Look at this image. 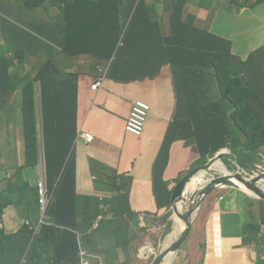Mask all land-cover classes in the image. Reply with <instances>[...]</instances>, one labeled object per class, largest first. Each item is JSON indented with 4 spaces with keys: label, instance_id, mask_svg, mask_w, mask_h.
Segmentation results:
<instances>
[{
    "label": "trees",
    "instance_id": "obj_1",
    "mask_svg": "<svg viewBox=\"0 0 264 264\" xmlns=\"http://www.w3.org/2000/svg\"><path fill=\"white\" fill-rule=\"evenodd\" d=\"M120 1L121 16L109 15L108 0H57L60 13L56 16L55 28L49 29L39 21L32 26L27 24L24 40L37 41L33 30L51 34L61 54L70 58L88 56L100 65L109 64L107 78L120 84L154 80L165 67L171 68L176 112L153 167L154 193L160 210L171 205V192L164 174L176 142L193 141L200 155V164L196 167L227 148L231 151L229 156L237 158L236 163L251 171L263 158L260 154H264V49L250 54L247 60L238 58L229 40L186 22L184 3L174 9L171 33L166 35L156 9L145 0ZM45 2L26 0L25 6L35 11ZM250 2L244 0L242 4L252 7L264 0ZM64 19L68 20L66 27L61 24ZM13 31L17 45L2 51V54L11 53L7 58L0 55V107L20 92L26 114L31 109L33 119L31 127L23 130L25 165L14 167V177L10 179L15 180L11 183L17 188L10 190V194L0 192V216L3 230L4 212L9 207H14L32 224L28 226L24 222L21 230L11 235L0 230V264H82V248L100 257L95 264H113L118 259V251L128 256L137 239L127 223L131 218L137 221L132 210L115 206V201L125 196V187L114 185L113 195L103 210L92 206L93 202L88 203L87 225L82 226L72 148L78 134L76 79L72 74L53 70L56 66L53 60L40 66L36 77L19 79L23 57L30 50L20 47L19 33ZM36 83L41 86V104L37 108ZM39 121L43 125L45 178L51 202L45 223L38 228L41 214L38 183L28 180L24 168L40 163ZM32 198L39 203L40 214L35 218L31 217L28 206ZM101 212L104 216L109 213L115 216V224L105 219L92 231ZM170 216L171 211L164 219L167 221ZM77 222L85 228L86 235H91L89 238L84 239ZM171 229L172 222L165 236Z\"/></svg>",
    "mask_w": 264,
    "mask_h": 264
},
{
    "label": "crops",
    "instance_id": "obj_2",
    "mask_svg": "<svg viewBox=\"0 0 264 264\" xmlns=\"http://www.w3.org/2000/svg\"><path fill=\"white\" fill-rule=\"evenodd\" d=\"M25 1L0 0V25L5 21L13 23L22 42L20 47L30 50L23 57V66L26 69V60L41 63L43 66L45 65L44 62L49 59L56 63L53 70L74 75L78 87L77 133L78 135L90 133L94 136L92 143L87 144L80 138L72 147L73 158L75 159L79 222L82 226L87 225L85 212L88 209V203L93 202L99 210L104 209L105 204L113 195L114 185H121L125 187V196L122 199L118 198L115 201V206H127L133 212L139 211V214H135L142 229L152 233L158 231V237L163 239L172 219L169 218L166 221L164 217L169 210L158 208L153 185V167L164 145L176 110L172 114L161 115L160 104L149 101L152 110L143 136L136 137L125 130L126 121L133 104L137 100H144L147 93L145 86L157 81L162 73L154 80L128 84L116 83L106 78L103 87L98 91H93L92 84L102 76L100 73L102 64H98L97 72L92 74L86 70L85 60L91 64L88 56L66 57L61 54L60 46L56 43V49L50 57L46 52L47 49H42L39 44L34 43L35 41L31 44L25 42L24 31L27 24L32 26L33 22L39 21L49 29H54L56 16L60 13L57 8L59 13L47 22L38 10L28 9L25 6ZM242 1L244 0H145L147 4L156 9L158 20L166 35L171 33L174 9L184 3V18L187 23L194 24L229 40L232 43L233 54L242 60H246L255 49L264 48V3L250 7L244 6ZM247 1L251 3L250 0ZM14 2L19 3L26 13L37 17L25 19L15 15L11 10ZM33 32L36 36L41 34L35 30ZM37 47L41 51H38ZM244 47L248 50V54L241 52ZM42 63L44 64L42 65ZM39 67L27 69L25 75L33 74L35 71L34 77H36ZM169 69L171 70L170 67ZM170 74L171 87L174 92L171 71ZM90 75L92 76L90 77ZM28 76L34 78L32 75ZM38 86L41 88L40 84L36 83L34 92L36 108L39 99L36 90ZM160 116L166 119V123L164 125L157 123L155 128L151 122L152 120L158 122ZM32 119L31 109H28V114H26L21 95L19 100L12 97L4 107H0V146L8 149L5 156H0V173L4 181L11 183V176L15 172L13 151L17 150L15 156L17 153L25 155L24 142L19 148L20 141L18 138L23 135V130H28L31 127ZM12 139L16 141V145L12 144ZM181 144L193 145L200 157L193 141L182 142ZM43 152L44 149L41 152V162L38 164L40 166V178L37 183L42 178V166L44 169L46 166L44 161L46 157ZM262 156L264 157V154ZM262 159H259L252 170H256V166L261 165ZM170 161L167 169L170 167ZM36 167L24 168L27 170L26 176L29 178L35 176L37 174ZM168 173L165 172L164 178L171 192L170 199H172L175 188L184 177L178 179L177 173H175V178L167 177ZM5 187V183L0 186V188ZM100 214L103 215L102 212ZM100 214L98 213V215ZM108 215L112 216L111 213ZM114 221L111 222L115 224ZM24 222L25 224L27 222L32 224L31 221L25 220L14 207H9L4 212L3 231L8 235L15 234L21 230ZM197 222L199 225H196ZM37 224L39 225V219ZM252 224H262L264 227V203L238 189L222 190L212 198L204 202L201 201L190 235L180 253L177 254L175 264H193L200 251L204 254L202 264H264V234H250L249 227ZM173 225L175 224L172 223V228ZM82 226L79 225V228L80 232L84 234V239L89 238L91 235H86L85 228ZM194 229L197 230L196 232L199 231L198 234L202 232L209 237L208 242L202 245L198 242V248L194 247V242L191 246L188 243ZM162 242L163 240L158 244L160 247ZM148 245L158 246L155 243ZM218 252H220V256L217 258ZM140 254L141 252L136 258L137 261L131 263L129 262L130 252L127 256L124 251L119 250L118 259L113 264H151L148 259H146L148 263L142 261ZM89 255V261L91 264H95L97 255L94 253Z\"/></svg>",
    "mask_w": 264,
    "mask_h": 264
},
{
    "label": "rangeland",
    "instance_id": "obj_3",
    "mask_svg": "<svg viewBox=\"0 0 264 264\" xmlns=\"http://www.w3.org/2000/svg\"><path fill=\"white\" fill-rule=\"evenodd\" d=\"M109 3V15H115V13L118 14V16H121L123 14V10H122V3L120 0H108ZM116 3V4H114ZM121 3V5L119 4ZM111 5H113L114 7H116V11L113 10V8L111 7ZM57 8L59 9V6L57 4V0H46L45 4L43 7H40L38 9V12L40 14H42L43 18L49 22V19L55 17L59 12L57 10ZM11 10L13 11V13H15V15H19L24 17L25 19H29V18H35L37 16H32L28 13L25 12L24 8L17 2H14L13 6L11 7ZM61 17V14H60ZM61 24H63V26H67L68 25V20L64 19L61 21ZM14 24L11 22H7L5 21L2 25H0V55L5 56L6 58L8 56L11 55V53H7V54H2L3 52H7V49L10 48L12 45H17V42L15 40L14 37ZM34 43L39 44L42 49H47L46 52L48 54V56L51 57V55L53 54L54 50L56 49V42L53 41L52 36L51 35H43V34H38L37 35V41H35ZM31 44V43H29ZM264 49V48H262ZM38 51H41V49L39 47H37ZM259 49H255L253 51L252 54H254V52H256ZM241 52H243L244 54H248V50L244 47L241 49ZM249 58V57H248ZM89 60L91 61V64L88 63L87 60L86 61V70L87 72H90L92 74L97 72V66H98V61L94 58H89ZM247 60V59H246ZM27 62V69L31 70V69H36L38 66H41V63H37L34 61H28ZM50 62L49 59H47L44 63L48 64ZM42 63V65L44 64ZM89 64V65H88ZM20 66V65H19ZM109 64L107 63H103L102 64V68L100 70L101 73V77L100 78H104L103 75L106 74V70H108ZM20 72L18 75L19 79H23L25 77H27L28 75H32L33 77L36 75V72L34 71V73H29L26 74L27 69L25 66L21 67L20 66ZM59 69V66H58ZM170 69L169 67H166L163 69L162 75L161 77L153 82V83H148L145 87H146V96L144 97V100L149 102V101H155L158 104H160L161 107V115L164 114H172L173 112H175L176 110V99L174 97V92L172 90L171 87V74H170ZM11 72L14 73V67L11 69ZM92 75H90L91 77ZM14 78L16 79V76H14ZM37 93H38V105L41 104V88L38 86L36 88ZM12 97L17 98V100H19L20 98V93L16 92L14 95H12ZM156 128V124L159 123L161 125H164L166 123V119L163 118V116H160V119L158 120V122H155L154 120H152V122ZM150 124V123H149ZM148 124V125H149ZM1 137V135H0ZM38 138H39V142H40V153L43 150V125L41 123V121H39L38 123ZM18 140L20 141V145H18V147L20 148V146L23 144L24 139H23V135H21V137L18 138ZM182 142H176L172 149H171V161H170V167L167 169L166 172H169L167 174V177H173L175 178V173L178 174V179L179 178H183L187 173H189L190 171H192L193 169H195V167L197 165L200 164V157L198 156L197 152L195 151L193 145H184L181 144ZM12 144L16 145V141L14 139H12ZM17 150H14V158H13V167H17L20 168L22 166L25 165V155L22 153H17L15 156ZM8 153V149L7 148H3L2 146H0V156H5ZM229 155H231V152H227ZM227 155L226 156V160L227 162L232 165L233 167L237 166L238 164L236 162H233L230 158V156ZM262 155V154H260ZM40 156V154H39ZM38 156V159L40 158ZM40 162H41V158H40ZM223 162H220V166L221 167H225L223 164ZM172 167V168H171ZM260 167H262L260 169ZM215 168V167H214ZM256 170L255 171H247L250 175H257L260 174L261 172H264V158L261 161V165H257L256 166ZM43 169V173L41 175V177L44 176V166H42ZM25 170V169H24ZM247 170V169H246ZM27 171V170H26ZM31 171V169H30ZM35 171H37V174L35 176L32 177H28V180L32 183V184H36L40 178V166L38 165L35 168ZM15 176H17L15 174ZM14 176H11V178ZM165 180V178H164ZM12 182H14L15 180H11ZM166 181V180H165ZM5 183L6 187L5 188H0V192H5L10 194V190H15L17 188V186L14 184L12 185L9 181H4L1 177V173H0V186L1 184ZM17 184H19L17 182ZM264 203V202H262ZM95 204L93 203L92 206H94ZM29 208L31 210V217L35 218L40 214L39 211V203L36 201L35 198H32V200L29 203ZM103 210V209H102ZM133 217L136 218V223L131 219H127V223H129L131 226V233H135V235L137 236V239L132 243L131 246V250H130V255H129V262H135L136 258L138 256V254L140 253V251L142 250V248L145 246V244H152L155 243L156 245H158L160 243L161 240H163L162 238L160 239V237H158V231H155V233L152 232H146V231H142L140 229V222L137 219V215L140 212L136 211L133 212ZM136 213V214H135ZM93 215V213H92ZM172 217H176L174 215V213L172 212ZM115 216H104V214H100L95 223L97 222L99 224V226H101L102 222L107 219L109 221L115 220ZM138 224V227H136ZM196 225H199V223L197 222ZM116 227V225H115ZM119 228H121V225H119ZM117 231H119L120 229H116ZM197 230L194 229L190 238H189V245L191 246L194 242V247L198 248V242L201 243V245L203 243L208 242V236H206L205 234H203L202 232L198 234V232H196ZM174 232H176V225H173L172 228V232L168 235V237L173 234ZM249 233L253 234V235H261L264 234V227L262 226V224H252L249 227ZM123 237L125 238V233H123ZM167 237V238H168ZM164 243V241H163ZM162 243V244H163ZM221 250V249H218ZM144 251V250H143ZM143 251L140 254V257L143 253ZM220 256V252H218V254L216 255V257L218 258ZM204 258V254L202 253V251L199 252L198 256L194 259L193 264H202ZM123 259V257H122Z\"/></svg>",
    "mask_w": 264,
    "mask_h": 264
},
{
    "label": "water",
    "instance_id": "obj_4",
    "mask_svg": "<svg viewBox=\"0 0 264 264\" xmlns=\"http://www.w3.org/2000/svg\"><path fill=\"white\" fill-rule=\"evenodd\" d=\"M222 152L208 160L207 163L187 173L175 188L169 210H172L174 215L183 221L185 227L174 242L166 244L167 236L161 247L155 246V254L151 264H175L177 254L180 253L190 235L201 201L204 202L225 189H238L246 195L264 202V172L254 176L250 175L249 171L247 172L246 168L242 166L233 167L227 162L226 155ZM230 158L233 162H235L234 159H237L232 156ZM217 160L224 163L230 175L214 168ZM202 173H204L203 183L193 191L188 190L193 179ZM176 217H172L175 225H177ZM146 259L148 258L146 257Z\"/></svg>",
    "mask_w": 264,
    "mask_h": 264
},
{
    "label": "built area",
    "instance_id": "obj_5",
    "mask_svg": "<svg viewBox=\"0 0 264 264\" xmlns=\"http://www.w3.org/2000/svg\"><path fill=\"white\" fill-rule=\"evenodd\" d=\"M103 76L104 78H98L92 84L91 88L93 91H98L103 87L104 82L107 78V75L105 74ZM151 110H152V107L148 102L144 100L135 101V103L132 106L130 115L126 121V125H125L126 132L136 137H142L144 134L147 120L150 116ZM80 137L87 144H90L94 141V136L90 133H83L80 135ZM77 139H80V138L77 137ZM251 171H255V170H251ZM38 189H39V198H40L39 203H40V211H41L39 225H38V228H39L40 225L45 223L47 210L51 202V195L48 191L47 184H46L45 169H44V176L40 179L38 183ZM1 221H2V218L0 216V230H3ZM26 224L30 225L29 222H27ZM99 227L100 226L97 222L94 223L92 231L97 230ZM38 228H37V231H38ZM81 255H82V264H91V262L88 259L90 255L86 250L82 249ZM96 258L100 259L99 256H97Z\"/></svg>",
    "mask_w": 264,
    "mask_h": 264
},
{
    "label": "bare ground",
    "instance_id": "obj_6",
    "mask_svg": "<svg viewBox=\"0 0 264 264\" xmlns=\"http://www.w3.org/2000/svg\"><path fill=\"white\" fill-rule=\"evenodd\" d=\"M220 162H222L221 160H217L215 163V168L219 171H222V173L226 174V175H230V173L227 171L226 166L225 167H221L220 166ZM204 180V173L200 174L199 176L195 177L193 179V181L189 184L188 186V190H194L196 188H198L199 185H201L203 183ZM176 221H177V225H176V232H174L173 234H171L168 238H167V242L166 244H170L172 242H174L176 240V238L178 237L180 231H182L185 227V224L183 223V221L176 217Z\"/></svg>",
    "mask_w": 264,
    "mask_h": 264
},
{
    "label": "flooded vegetation",
    "instance_id": "obj_7",
    "mask_svg": "<svg viewBox=\"0 0 264 264\" xmlns=\"http://www.w3.org/2000/svg\"><path fill=\"white\" fill-rule=\"evenodd\" d=\"M238 164V163H237ZM239 165V164H238ZM240 166V165H239ZM144 250V251H143ZM143 251L142 255H141V260L144 262L153 260L154 258V254H155V247L145 244V246L142 248L141 252ZM146 257L148 258V261H146ZM137 261V260H136ZM133 263V262H131Z\"/></svg>",
    "mask_w": 264,
    "mask_h": 264
},
{
    "label": "clouds",
    "instance_id": "obj_8",
    "mask_svg": "<svg viewBox=\"0 0 264 264\" xmlns=\"http://www.w3.org/2000/svg\"><path fill=\"white\" fill-rule=\"evenodd\" d=\"M80 135H81V134H79V135L77 134V137L81 138ZM221 151H223L222 154H224V155H226V156L229 155L227 152H231L230 149H227V148H226V149H223V150H221ZM221 151H220V152H221ZM220 152H218L217 154H219ZM217 154H216V155H217ZM262 157H263V156H262ZM263 158H264V157H263ZM200 166H201V165H200ZM198 167H199V166H198ZM169 208H170V207H169ZM169 208H168L167 210H169ZM170 211H171V216H170V218L172 219V210H169V212H170ZM171 222L174 223L173 220H171ZM171 231H172V229H171ZM167 236H168V235H166V236L163 238V241H164V239H165ZM186 242H187V241H186ZM185 244H186V243H185ZM185 244H184V245H185ZM183 247H184V246H183ZM183 247H182V248H183ZM82 249H83V248H82ZM98 259H99V258H98ZM100 260H101V259H100ZM101 263H102V262H100V264H101ZM103 264H104V263H103Z\"/></svg>",
    "mask_w": 264,
    "mask_h": 264
}]
</instances>
